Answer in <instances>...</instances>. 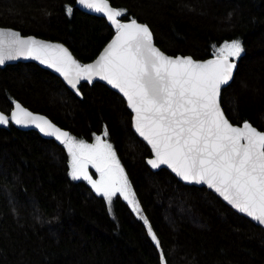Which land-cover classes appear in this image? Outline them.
I'll list each match as a JSON object with an SVG mask.
<instances>
[{"label": "trees", "instance_id": "obj_1", "mask_svg": "<svg viewBox=\"0 0 264 264\" xmlns=\"http://www.w3.org/2000/svg\"><path fill=\"white\" fill-rule=\"evenodd\" d=\"M110 1L126 10L120 21L147 24L168 54L205 59L224 42L241 41L221 104L232 123L264 131V0ZM75 3L0 0V26L61 41L86 64L116 29ZM79 88L83 98L34 62L0 67L4 112L19 101L87 142L107 131L141 212L120 196L109 205L88 182L72 179L64 144L0 127V264H264L263 227L206 187L184 184L165 168L152 171V152L133 131L125 99L99 81Z\"/></svg>", "mask_w": 264, "mask_h": 264}, {"label": "snow or ice", "instance_id": "obj_2", "mask_svg": "<svg viewBox=\"0 0 264 264\" xmlns=\"http://www.w3.org/2000/svg\"><path fill=\"white\" fill-rule=\"evenodd\" d=\"M78 3L103 13L116 29L114 39L94 63L80 64L63 45L0 30V65L18 57L40 60L60 72L73 89L82 79L107 81L133 110L136 132L154 150L155 158L148 161L153 168L167 165L184 181L207 184L237 211L264 226V131L247 121L233 126L220 106L221 87L233 78L234 60L244 52L242 42H224L216 58L207 61L170 57L155 46L147 25L135 19L122 23L118 18L126 10L111 7L109 0ZM66 14L71 16L70 7ZM9 32L14 39L6 41ZM10 120L35 126L59 140L71 154L72 179L88 181L109 205L117 193L122 194L140 214L127 176L106 139L98 135L95 144L77 142L18 103L10 116L0 112V125ZM89 164L100 173L99 180L88 174ZM147 231L159 246L150 224Z\"/></svg>", "mask_w": 264, "mask_h": 264}, {"label": "water", "instance_id": "obj_3", "mask_svg": "<svg viewBox=\"0 0 264 264\" xmlns=\"http://www.w3.org/2000/svg\"><path fill=\"white\" fill-rule=\"evenodd\" d=\"M109 4H110L111 7L115 8V9H118L117 7H115V6L111 3L110 0H109ZM75 6L78 7L80 10L86 12V13H89V14H92V15H96V16H100V17L105 18V19L108 21V23H109L111 26L114 27V25H113V24H112V23L106 18V16H105L103 13L95 12V11L92 10V9H88V8H86V7L82 6V5H80V4L78 3V0H76ZM118 19H119V18H118ZM131 20H132V19H131ZM131 20H126V21H121V22H122V23H125V22H130ZM135 20H136V19H135ZM136 21H137L138 23H140V24H145V23L140 22V21H138V20H136ZM145 25H147V24H145ZM147 26H148V25H147ZM148 27H149V26H148ZM114 28H115V27H114ZM149 29H150V27H149ZM0 30H11V32H17V33L20 34V37H21V38H25V39L31 37V38H34V39H36V40H38V41H43V42L51 43V44H59V45H63L65 48L68 49V51L71 53L72 57H73L77 62L80 63V61L74 56V54L72 53V51L70 50V48H69L66 44H64L63 42H61V41H58V40H52V39H47V38H43V37L36 36V35H33V34L24 35V34H22V32H21L20 30H18V29H16V28H13V27H8V26H0ZM150 30H151V29H150ZM151 32H152V31H151ZM152 34H153V33H152ZM115 35H116V32H115V34L113 35V37L108 41V43L104 46V48L100 51V53L98 54V56H97L94 60H92L91 62L86 63V64L94 63V62L100 57V55L104 52V49H105V48L111 43V41L114 39ZM4 39H5L6 41H11V40L14 39V38L11 36V34H10V32H9V33L4 37ZM154 44H155V43H154ZM155 46H156L158 49H160V51H162L163 53H165V55L170 56V57H177V56H180V57H192L193 60H196V61H207V60H210V59H214V58H216V55H215V56L208 57V58H205V59H196V58H194L192 55H189V54H186V55H183V54L172 55V54H168L167 52H165L164 50H162L158 45L155 44ZM230 60H232V58H230ZM18 62H34V63H36L37 65H39L40 67L49 70L50 72H52V73H54L55 75H57L58 77H60L61 80L65 83V85H66L71 91H73L78 97H80V98H83L82 92H81V90H80V88H79L80 85H81L82 83L93 84L94 82L99 81V82H102V83L106 84L108 87H110L112 90H114V91H116L117 93H119V94L125 99L126 104H127V107H128V109L130 110V112L132 113V129H133V131L136 133V135H137L141 140H143V141L149 146V148H150V150H151V152H152L151 157H149V158L147 159V165L149 166V168H150L152 171H158V170H160V169H162V168H165V169L169 170V172H171V173H172V174H173V175H174L179 181L183 182L184 184L195 185V186H199V187H206L207 189H209V190H211L212 192H214L218 197H220V198H221V199H222L227 205H229L231 208H233L232 205H230V204H229V203H228V202H227V201H226V200H225V199H224L219 193H217L214 189L210 188L207 184L184 181L179 175H177V173H176L175 171H173V170H172L170 167H168L167 165H161L159 168H153V167L148 163L149 160L155 158L154 150L152 149L151 145H150V144H149V143H148L143 137L139 136V134L136 132V130H135V128H134V112H133V110L128 106V103H127L126 98L123 96L122 93L119 92L118 89H116L114 86L110 85L107 81L102 80V79H100L99 77H95L91 82H88V81L82 79V80L80 81V83L77 85L76 89H73V88L67 83V80L65 79V77H64L60 72L56 71L55 69H53L52 67L48 66L47 64L42 63L40 60H36V59H33V58L18 57V58H16V59L6 60L4 64L0 65V67H5L7 64H15V63H18ZM234 62H235V64H236V68L233 70V77H234L235 72H236V69H237V62H236L235 60H234ZM80 64H81V63H80ZM82 65H84V64H82ZM232 80H233V78H232ZM232 80L229 82V84L232 82ZM229 84H228V85H229ZM228 85H225V86H222V87H221V93H222L223 88L227 87ZM221 93H220V106H221L222 110L224 111V109H223V107H222V104H221ZM17 103L20 104L21 107H23V108L27 109L28 111H30L31 113H33L34 115H39V116H43V117L47 118V120L50 121L52 124H54L56 127H58L59 129H61L62 131H66V132H68V133L70 134V131H69V130H67V129H65V128H62L61 126H59L58 124H56L55 122H53V121H52L47 115H45V114H43V113H41V112L33 111V110L29 109L28 107H26L25 105H23V104H22L21 102H19V101L14 102L13 107H12V109H11V111H10L9 113H6V112H4V111L1 110V109H0V112L4 113L5 115L10 116L11 113H12L13 111H15V105H16ZM224 115H225L226 118L229 120V118L227 117L225 111H224ZM229 122H230L231 124H233V126H242V124H243V123H242V124H234V123H232L230 120H229ZM247 122H248V121H247ZM249 123H250V122H249ZM10 124L14 125L15 127H17L18 129H21V130H31V129H32V130H36V131L40 134V136H42L43 138H46V139H53V140H55L58 144H63V143H61L59 140H57L56 138H54V137H52V136L45 135L43 132H41V131H40L37 127H35V126H22V125H17V124H15L14 122H12V121L10 120L8 125H6V126H5V125H0V127H5V128H7ZM250 124H251L253 127L257 128V127L254 126L252 123H250ZM257 129H258V128H257ZM258 130H259V131H262V130H260V129H258ZM233 209H234L236 212H238L239 214H241V215H243V216L249 218L250 220H252L250 217L246 216L245 214L240 213V212L237 211L235 208H233ZM252 221H253L255 224L259 225L256 221H254V220H252ZM259 226H261V225H259ZM261 227L264 228V226H261Z\"/></svg>", "mask_w": 264, "mask_h": 264}, {"label": "rangeland", "instance_id": "obj_4", "mask_svg": "<svg viewBox=\"0 0 264 264\" xmlns=\"http://www.w3.org/2000/svg\"><path fill=\"white\" fill-rule=\"evenodd\" d=\"M99 136H101L102 137V139H106L107 140V142L108 143H110L109 142V140L104 136V135H99ZM77 142H79V141H82V140H77V139H75ZM85 143H87V144H95L96 143V140H94V141H92V142H87V141H84ZM111 144V143H110ZM114 150V149H113ZM70 157H71V154H70ZM70 167H71V161H70ZM70 171H71V168H70ZM87 171H88V174L92 177V179H94V180H99L100 179V173L96 170V168L95 167H93L92 166V164H89L88 165V168H87ZM80 180H84V179H80ZM84 181H86V180H84ZM86 182H88V181H86ZM89 183V182H88ZM90 184V183H89ZM91 185V184H90ZM129 187H130V185H129ZM130 190H131V192H132V189H131V187H130ZM116 196H120V197H122L130 206H131V204L129 203V201L128 200H126L125 198H124V196L122 195V194H120V193H117L113 198H115ZM113 198H112V200H113ZM112 202V201H111ZM132 207V206H131ZM132 209L135 211V209L132 207ZM136 212V211H135Z\"/></svg>", "mask_w": 264, "mask_h": 264}]
</instances>
